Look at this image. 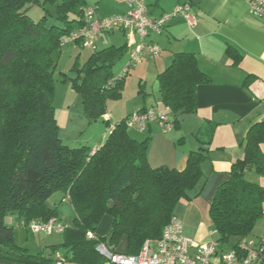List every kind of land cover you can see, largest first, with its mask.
Listing matches in <instances>:
<instances>
[{
    "label": "trees",
    "instance_id": "1",
    "mask_svg": "<svg viewBox=\"0 0 264 264\" xmlns=\"http://www.w3.org/2000/svg\"><path fill=\"white\" fill-rule=\"evenodd\" d=\"M27 1L0 0V264H57V254L61 264H109L98 247L115 254L122 238V254L135 256L145 243L161 237L179 201L200 195L201 163L208 147L190 152L181 171L152 168L146 157L148 139H134L126 118L113 125L102 118L108 101L120 98L130 72L114 74L125 54L124 47L114 46L93 49L83 66L76 68L79 74L73 81L88 122L102 120L107 125L103 142L95 149L66 146L58 134L53 106V70L57 51L72 31L83 26L87 0H51L59 24L50 25L44 16L38 21L28 16ZM156 80L174 127L180 115L196 111V86L210 82L192 53H176ZM213 128L205 130L209 140ZM263 141L264 119L249 127L230 178L209 203L214 241L222 250L235 248L240 239L258 238L254 228L263 219L264 185L247 180L244 173L252 169L264 176ZM55 192L62 193L75 213L73 225L61 232L62 242L35 252L16 245L8 216L15 214L18 223L25 224L51 219L60 223L56 207L49 205ZM105 215L111 217V229L100 237L96 230Z\"/></svg>",
    "mask_w": 264,
    "mask_h": 264
},
{
    "label": "crops",
    "instance_id": "2",
    "mask_svg": "<svg viewBox=\"0 0 264 264\" xmlns=\"http://www.w3.org/2000/svg\"><path fill=\"white\" fill-rule=\"evenodd\" d=\"M112 1L87 0V4L96 6V15L100 18L127 11L125 5ZM183 1L192 7L194 26L188 28L182 18L173 17L166 22L162 32L151 33L146 38L157 44L161 52L154 58L144 57L133 66L136 73H141H137L141 88L133 97L137 105L129 108L121 90L119 99L108 101V105L115 102L110 109L107 105L109 121L106 122L117 124L129 114L151 107L165 112L156 76L171 64L176 53L193 54L198 67L210 78V82L196 86V111L180 115L175 127L167 133L156 123H150L143 132L128 131L138 141L148 139L146 157L152 168L167 167L181 171L190 152L208 147L207 157L201 163L204 175L201 193L185 201L176 213V218L182 222L183 234L197 244H205L214 241L209 203L216 189L230 178L232 163L242 155L240 144L249 127L264 119V21L249 14L244 0H142L149 17L169 13ZM137 43L135 32L115 30L102 33L96 49L124 47L125 54L121 59L126 61L128 52ZM146 65L155 75L150 91L139 71ZM125 80L121 89L126 84ZM211 125L214 128L209 140L205 130ZM93 127L98 141L92 149L103 142L106 134L101 125ZM261 150L264 153V141ZM61 199L63 201L64 197ZM53 204L49 203L55 206ZM103 217L110 219L108 215ZM255 235L263 236L264 226Z\"/></svg>",
    "mask_w": 264,
    "mask_h": 264
},
{
    "label": "built area",
    "instance_id": "3",
    "mask_svg": "<svg viewBox=\"0 0 264 264\" xmlns=\"http://www.w3.org/2000/svg\"><path fill=\"white\" fill-rule=\"evenodd\" d=\"M114 1L125 5L127 11L124 14L100 18L96 15V6L86 5L82 9L83 26L72 31L67 40L80 42L82 46L93 50L104 32L115 30L135 32L138 43L128 52L127 61L120 75L127 74L142 58H154L160 54V47L147 41L146 38L151 33L162 32L169 19L182 18L188 28H192L195 24V15L187 1L178 3L171 12L158 17L148 16L147 7L142 0ZM244 1L249 14L264 21V0ZM102 118L109 121L107 114ZM150 123L158 124L164 133L170 132L174 127L171 118L154 107L135 111L125 119L126 127L138 132L146 130ZM261 217L264 219V206ZM21 225H26L33 233L51 234L52 232L61 233L64 230V226L56 223L54 219L47 222L30 221L26 224L20 221L18 226ZM98 250L109 259V264H264V235L258 238L240 239L235 248L225 251L220 249L216 241L205 244L195 243L192 238L183 234L182 222L173 217L163 228L161 237L153 243H145L139 254L135 256L112 254L103 245H100ZM56 258L57 264H61V256L57 254Z\"/></svg>",
    "mask_w": 264,
    "mask_h": 264
},
{
    "label": "rangeland",
    "instance_id": "4",
    "mask_svg": "<svg viewBox=\"0 0 264 264\" xmlns=\"http://www.w3.org/2000/svg\"><path fill=\"white\" fill-rule=\"evenodd\" d=\"M116 4L114 1H112ZM26 12L28 16L34 21H38L44 16V20L47 25L59 24L55 18L56 15V5L51 0H28L26 2ZM107 17V16H106ZM93 50L88 47L82 46L81 43L74 41H67L62 44L60 50L57 51V57L55 62V67L53 70V106L55 110V116L59 128V136L61 137L63 143L70 147H80L85 146L92 148L95 145L97 139V132L95 127L99 125L102 129L107 128L104 121L99 122V125H95V122H88L87 117L83 112L82 100L80 93L73 86L74 79L77 78L79 72L77 67L81 68L83 64L87 61L89 56L92 54ZM127 61V60H126ZM124 59L119 60L113 68L115 75L121 72L124 64L126 63ZM152 61V60H149ZM141 62V61H140ZM138 62V63H140ZM145 62V61H144ZM137 65V64H136ZM147 66V65H146ZM135 67V66H134ZM132 67L130 72L125 77V86L123 89L124 102H127L129 108H133L137 105V102L133 101L135 93L141 87L138 86V74L136 73V68ZM139 71L142 72L144 76V82L147 84V89L150 91L154 79V72L147 66ZM143 82V83H144ZM155 84V83H154ZM111 101L108 105L109 109L111 105L114 104ZM109 123V122H108ZM2 121L0 120V125ZM90 125V126H89ZM244 176L247 180L264 185V176L258 175L254 170L246 171ZM63 195L61 192H55L49 199V203L55 205L57 211V220L64 225V227L72 226L74 223L75 213L72 204L65 198L63 201ZM185 201H179L172 209V215L176 218V213L180 210V206ZM208 207V204H207ZM10 225L13 228L14 241L15 244L22 247H27L32 251H38L44 249L49 245L60 244L63 240V233L53 232L51 234L45 233H32L24 227L18 226V218L15 214L9 215ZM111 217L107 219L102 217L96 233L100 237L107 236L111 229ZM264 226V221L259 220L254 228V232H259ZM211 236L216 239L217 235L211 229ZM125 245L124 239L120 241L117 246V253H124ZM71 264V263H64Z\"/></svg>",
    "mask_w": 264,
    "mask_h": 264
},
{
    "label": "water",
    "instance_id": "5",
    "mask_svg": "<svg viewBox=\"0 0 264 264\" xmlns=\"http://www.w3.org/2000/svg\"><path fill=\"white\" fill-rule=\"evenodd\" d=\"M108 206H109V207L112 206V203L110 202V203L108 204Z\"/></svg>",
    "mask_w": 264,
    "mask_h": 264
}]
</instances>
